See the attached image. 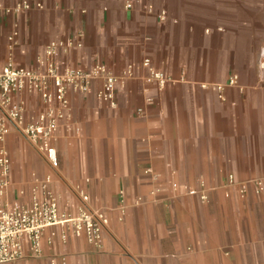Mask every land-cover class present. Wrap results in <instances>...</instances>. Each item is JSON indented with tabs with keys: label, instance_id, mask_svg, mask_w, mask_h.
<instances>
[{
	"label": "crops",
	"instance_id": "0c3cea01",
	"mask_svg": "<svg viewBox=\"0 0 264 264\" xmlns=\"http://www.w3.org/2000/svg\"><path fill=\"white\" fill-rule=\"evenodd\" d=\"M28 1L31 10L0 13V69L41 70L37 60L52 44L73 40L83 46L59 51V73L103 64L117 76L132 66L135 77L115 105L99 98V81L68 93L56 168L35 144L32 155L9 124L7 205L30 206L50 179L62 213L109 220L100 246L52 227L39 256L26 238V257L11 264H264V189L250 184L242 197L239 188L264 181V0ZM146 60L169 79L164 88L148 81ZM233 75L240 86H227L221 100L213 86ZM13 99L28 122L46 110L40 95ZM172 181L188 194L176 198Z\"/></svg>",
	"mask_w": 264,
	"mask_h": 264
},
{
	"label": "built area",
	"instance_id": "2783aa9c",
	"mask_svg": "<svg viewBox=\"0 0 264 264\" xmlns=\"http://www.w3.org/2000/svg\"><path fill=\"white\" fill-rule=\"evenodd\" d=\"M43 8L42 4H37ZM33 5L23 0L14 9L0 5V13L22 12L31 10ZM18 33L10 38L13 45H17ZM82 43L73 40L59 41L52 44L44 56L38 58L41 70L17 67L9 63L0 69V264L16 263L26 257L25 239L28 238L33 254H41L42 237L46 230L52 227H70L76 236L86 235L89 241L100 246L103 228L109 220L102 212L90 213L82 211L77 216L66 215L60 211L59 199L50 189V179L34 190L30 206H23L16 202L11 206L5 202L10 188L11 161L8 151L2 147L11 133L12 124L20 130L46 156L53 167L59 166V155L54 146L59 121L66 117L69 108L68 93H87L96 81L101 83L99 98L111 105L116 104L119 88L135 77L134 68L129 66L122 75H114L105 65L98 64L89 71L68 70L59 73L56 66V55L61 49L69 50L82 47ZM149 70V82H155L164 88L169 79L154 69L150 60L144 62ZM239 87V77L234 75L227 85L213 86L221 100H224L226 87ZM25 92L29 95H40L46 104V110L38 118L28 122L24 106L15 104L13 96ZM59 103L60 109L53 107ZM254 185L260 193L264 189L263 180L247 181L239 184L242 197H246L249 186ZM229 185H236L234 176H230ZM190 195H196L191 191ZM202 199L207 197L202 195ZM85 200H88L86 197Z\"/></svg>",
	"mask_w": 264,
	"mask_h": 264
},
{
	"label": "rangeland",
	"instance_id": "374dc122",
	"mask_svg": "<svg viewBox=\"0 0 264 264\" xmlns=\"http://www.w3.org/2000/svg\"><path fill=\"white\" fill-rule=\"evenodd\" d=\"M263 55H264V53H263ZM234 76V75H233ZM23 140H24V144H25V146L30 150L29 152L32 154V155H39V153H38V151H37V149L35 148V146H34V143L33 142H31V140H29L26 136L25 137H23ZM153 181L154 182H157L158 183V181L159 180H156V179H153ZM202 182V181H201ZM203 183V182H202ZM171 185V189H172V191H174V193L176 194V198H180L181 196H183V195H187L188 194V192L186 191V188H185V184H183V183H181L180 181H172V183H170ZM154 190L151 192V194H150V197L151 198H154V199H157V197H159V195H161L160 193H161V190H162V188H160V187H155V188H153ZM202 190H207V189H205V187H204V189L202 188L201 189V192L203 193V195L205 196V197H207V199L206 200H203V201H207L208 200V196H207V193L206 192H204V191H202ZM139 202H143V199H139ZM104 229V228H103Z\"/></svg>",
	"mask_w": 264,
	"mask_h": 264
}]
</instances>
